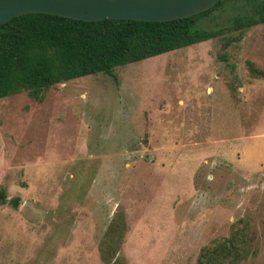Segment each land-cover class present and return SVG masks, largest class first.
Returning <instances> with one entry per match:
<instances>
[{"label": "rangeland", "instance_id": "374dc122", "mask_svg": "<svg viewBox=\"0 0 264 264\" xmlns=\"http://www.w3.org/2000/svg\"><path fill=\"white\" fill-rule=\"evenodd\" d=\"M260 2L224 1L197 23L219 35L113 77L1 97L2 234L41 226V264H201L210 241L264 239V23L233 25Z\"/></svg>", "mask_w": 264, "mask_h": 264}, {"label": "trees", "instance_id": "16d2710c", "mask_svg": "<svg viewBox=\"0 0 264 264\" xmlns=\"http://www.w3.org/2000/svg\"><path fill=\"white\" fill-rule=\"evenodd\" d=\"M224 1L167 21H82L47 13L11 17L0 24V98L25 91L41 101L43 92L56 83L96 73L113 77L116 66L213 38L221 30L201 28L197 23ZM233 23L237 29L264 23V0ZM248 65L252 73L264 78L263 71Z\"/></svg>", "mask_w": 264, "mask_h": 264}, {"label": "water", "instance_id": "95a60500", "mask_svg": "<svg viewBox=\"0 0 264 264\" xmlns=\"http://www.w3.org/2000/svg\"><path fill=\"white\" fill-rule=\"evenodd\" d=\"M218 0H0V24L26 13L69 19L167 21L202 12Z\"/></svg>", "mask_w": 264, "mask_h": 264}, {"label": "crops", "instance_id": "0c3cea01", "mask_svg": "<svg viewBox=\"0 0 264 264\" xmlns=\"http://www.w3.org/2000/svg\"><path fill=\"white\" fill-rule=\"evenodd\" d=\"M244 221L249 220L244 219ZM23 226L21 235H9V237L2 234L4 229L0 226V264L42 263L36 259H34L35 263L29 260L31 253L29 247L37 241L40 232L45 230L33 224ZM233 236L235 238L213 240L205 245L207 248L204 253L205 260L201 264H264V239L236 238V234ZM54 264L58 263L54 261Z\"/></svg>", "mask_w": 264, "mask_h": 264}]
</instances>
